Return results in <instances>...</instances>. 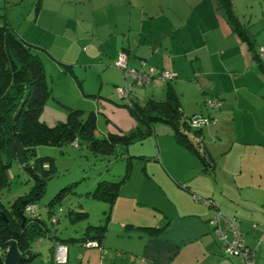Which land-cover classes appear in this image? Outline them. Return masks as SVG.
Instances as JSON below:
<instances>
[{
  "label": "crops",
  "instance_id": "obj_1",
  "mask_svg": "<svg viewBox=\"0 0 264 264\" xmlns=\"http://www.w3.org/2000/svg\"><path fill=\"white\" fill-rule=\"evenodd\" d=\"M8 1L5 8L19 18L6 13V20L51 81L41 120L49 126L63 122L70 107L95 113L99 139L135 134L115 158L116 170L106 166L87 186L79 208H71L89 217L87 203H95L98 221L85 229L104 224L98 245L66 241L67 260L56 263L52 241L45 238L44 246L37 240L39 249L27 264H243L241 256L224 253L209 223L214 210L194 195L211 198L228 236L241 237L254 250V264H264V72L216 0ZM231 1L239 13L241 1L249 0ZM121 51L128 66L168 70L173 78H154L121 97L125 79L113 66ZM169 92L185 116L215 119L187 130L192 148L179 143L166 123L141 134L143 125L128 107L163 101ZM206 94L221 105L206 106ZM125 173L112 202L88 194L98 181H119Z\"/></svg>",
  "mask_w": 264,
  "mask_h": 264
},
{
  "label": "trees",
  "instance_id": "obj_2",
  "mask_svg": "<svg viewBox=\"0 0 264 264\" xmlns=\"http://www.w3.org/2000/svg\"><path fill=\"white\" fill-rule=\"evenodd\" d=\"M216 3L228 25L252 51L253 58L260 70L264 72V57L259 51L256 52L248 27L239 20L232 1L216 0ZM50 97L51 90L42 61L3 17V23L0 24V190L7 186L8 168L13 163L19 164L15 156L14 140L16 138L25 150V162L19 165L31 174L34 184L26 196L17 199L11 205L10 210L0 203V264H4L5 252L12 241L16 242L21 254V264H27L36 255L31 251V244L35 240L50 239L51 248L54 250L55 243L66 246L65 242L70 240L81 243L87 240L98 242L104 231V224H99L87 226L80 238L59 240L55 233L52 235V230L46 221L37 214L35 199H38L43 192L46 180L55 174L56 166L54 159L47 156L35 157L32 163L29 162V159L35 156L38 146L60 147L77 139L84 141L91 152L109 156L114 155L118 148H126L135 135L134 133H109L106 138L99 139L94 135L95 113L91 111L85 114L80 109L70 107L67 108L63 122L49 126L40 117ZM128 107L133 116L143 125L141 134L150 132L152 124L156 122L166 123L173 128L179 143L192 148L186 133L191 129L187 124L188 117L182 113L179 101L172 92H169L163 101L149 99L144 105L132 102ZM15 115L16 121H13ZM126 176L127 173L119 181H98L88 194L110 203L114 200L120 182ZM61 197L58 193L49 206L53 207L52 204L56 200L60 202ZM27 205L35 206V211H27ZM49 212L51 213V210ZM2 213L6 215V221L1 218ZM50 213L51 222V219L55 217ZM68 216L73 222L88 218L86 211L74 209L68 211ZM22 218H24L23 225ZM15 234L17 237L14 236Z\"/></svg>",
  "mask_w": 264,
  "mask_h": 264
},
{
  "label": "rangeland",
  "instance_id": "obj_3",
  "mask_svg": "<svg viewBox=\"0 0 264 264\" xmlns=\"http://www.w3.org/2000/svg\"><path fill=\"white\" fill-rule=\"evenodd\" d=\"M6 1L0 0V24L3 23V17L7 18L6 13H8L14 21L19 18L18 11H12L11 7L5 8L6 5L9 4V1ZM241 2L242 10H240L239 13H235L241 23L248 27L250 39L253 41L256 48L258 44H264V1L249 0L246 5H243V1ZM18 33L20 34V32ZM47 83L51 89V81L49 79H47ZM208 99H213V96L206 94L205 101ZM48 102H51V99ZM60 109L62 108L60 107ZM123 153V149L118 148L115 154L121 156ZM115 154L109 157L94 156V154L85 147V144H83L81 148L74 147L72 144H65L60 147L40 145L36 148L35 156L29 159L30 163L34 161L35 157L47 156L54 159L56 166L55 174L50 179L46 180L44 190L40 197L35 199V204L38 208L37 214L46 221L49 228L52 227V229L58 230V237L64 238L69 234L74 237L80 234L82 235L88 223H97L99 209L95 205H92L95 203L90 205L87 203L86 209L89 211L90 216L86 220L70 221L67 213L68 210H71V208L75 206L79 208L78 204H82V196L87 186L97 179L98 175H100L99 173L106 172V166L110 168L111 171L112 169L116 170V165L114 164H116L118 160H115ZM7 178V186L0 190V203L6 209L10 210L11 205L17 199L26 196L32 190L34 180L31 174L17 163L11 164L8 168ZM58 193L62 196L61 201L57 202L56 200V202L52 204L53 207H50L49 203H51ZM50 210L57 219L56 222H50ZM36 241L37 240L31 244V251L34 253L39 249L36 246ZM38 241L42 242L44 246L45 243H47L45 238L38 239Z\"/></svg>",
  "mask_w": 264,
  "mask_h": 264
},
{
  "label": "built area",
  "instance_id": "obj_4",
  "mask_svg": "<svg viewBox=\"0 0 264 264\" xmlns=\"http://www.w3.org/2000/svg\"><path fill=\"white\" fill-rule=\"evenodd\" d=\"M258 51L262 57H264V46H259ZM113 66L122 71L125 82L123 87L118 88V93L121 97H127L130 89L134 86L144 87L151 83L154 78H158L162 81H169L173 78V74L168 70H157L150 67L147 71H143L141 67H131L127 64V56L121 51L117 54ZM205 104L209 108H216L221 105V101L217 98L208 99ZM208 123H215L213 117H205L202 115L190 116L187 118V124L191 129L199 130ZM196 200H201L204 204L214 210V215L210 218L209 223L213 226V230L216 234L217 240L223 251L227 255H239L243 258V264H254V250L247 247L241 237L235 236L230 238L228 231L222 226V216L217 211V205L211 198H200L196 195L193 196ZM35 206L27 205L26 210L29 212L35 211ZM51 222H56L55 218L51 219ZM85 247L97 246L96 241L87 240L82 243ZM67 246L61 243L54 244V262L64 263L67 260Z\"/></svg>",
  "mask_w": 264,
  "mask_h": 264
},
{
  "label": "water",
  "instance_id": "obj_5",
  "mask_svg": "<svg viewBox=\"0 0 264 264\" xmlns=\"http://www.w3.org/2000/svg\"><path fill=\"white\" fill-rule=\"evenodd\" d=\"M18 112L19 111H17V113ZM13 121H16V115L13 117ZM14 147H15L16 159L18 163L22 165L25 162V150L17 138L14 140ZM1 218L4 219L5 221L7 220L6 215L4 213L1 214ZM23 222H24V218H22V225ZM14 236L17 237V234H15ZM4 264H21V254L17 249V245L15 241L11 242V244L9 245V247L5 252Z\"/></svg>",
  "mask_w": 264,
  "mask_h": 264
}]
</instances>
